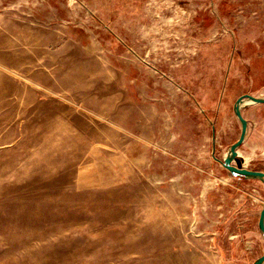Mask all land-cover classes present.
<instances>
[{
  "label": "rangeland",
  "instance_id": "374dc122",
  "mask_svg": "<svg viewBox=\"0 0 264 264\" xmlns=\"http://www.w3.org/2000/svg\"><path fill=\"white\" fill-rule=\"evenodd\" d=\"M245 94L264 0H0V264H254ZM242 113L233 163L264 171Z\"/></svg>",
  "mask_w": 264,
  "mask_h": 264
},
{
  "label": "water",
  "instance_id": "95a60500",
  "mask_svg": "<svg viewBox=\"0 0 264 264\" xmlns=\"http://www.w3.org/2000/svg\"><path fill=\"white\" fill-rule=\"evenodd\" d=\"M245 96L249 97L256 103L264 102V96H255L252 94H245L244 96L239 97L238 102L236 104V110H237V114L239 118L242 121V133L239 139L234 144H232V146L230 147L231 154L225 157V165L236 174L257 176V177L262 178L264 177L263 170L249 169V168L239 166L233 163V160L238 155V147L245 141L247 131H248V120L244 117L242 113V101L244 100ZM259 225H260L261 230L264 232V209L262 210V213H261ZM263 263H264V254L254 262V264H263Z\"/></svg>",
  "mask_w": 264,
  "mask_h": 264
},
{
  "label": "bare ground",
  "instance_id": "6f19581e",
  "mask_svg": "<svg viewBox=\"0 0 264 264\" xmlns=\"http://www.w3.org/2000/svg\"><path fill=\"white\" fill-rule=\"evenodd\" d=\"M246 103H254V101L252 99H250L249 97L244 98V100L242 101V106L245 105ZM231 154V150L229 151L228 155ZM264 179V177H262Z\"/></svg>",
  "mask_w": 264,
  "mask_h": 264
}]
</instances>
